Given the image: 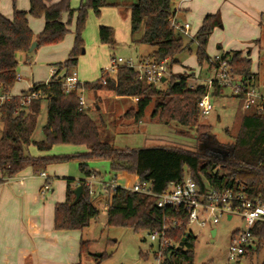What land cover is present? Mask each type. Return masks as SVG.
<instances>
[{"label":"trees","instance_id":"trees-1","mask_svg":"<svg viewBox=\"0 0 264 264\" xmlns=\"http://www.w3.org/2000/svg\"><path fill=\"white\" fill-rule=\"evenodd\" d=\"M14 3V0H13ZM107 0H80L76 8L70 0H29L28 11L13 9L12 16L0 12V91L8 92L16 82L18 51L29 53L32 41L37 46L59 42L68 32L73 13H76L73 45L49 80L35 83L31 88H41L45 97L34 98L29 105L21 104V95L31 90L11 95L0 106V172L4 178L16 175L24 167L31 165L43 169L48 163L75 159L78 161L82 177L74 182L66 178V194L62 202L55 203L53 227L56 230L81 229L91 219L100 214L93 203V195L85 184V179L99 173L88 166V161L105 159L108 161L112 179L119 183L132 184L135 180L147 181L154 192L168 188L170 182H179L186 175L198 185L201 192L208 187L236 189L239 184L250 197L258 196L264 202V110H246L240 119L234 141L228 147V156L223 158L224 147L213 139L210 125L197 123L196 102L206 92L204 83L190 86L187 72H178L175 78L167 80V86L159 89L137 79V72L131 67L117 66L114 70L95 81L83 82L84 90H103L116 96L137 97V108H130L125 115L139 121L145 107L153 101L151 116L164 120H174L188 125L196 131L198 141L203 142L200 151H186L171 146L143 148H118L107 138L101 137L98 123L86 112L78 110L77 91L66 94L60 79L75 69L83 48L81 32L85 26L88 10L100 14L104 6L113 5ZM66 13L64 21L62 15ZM43 17L44 26L33 33L28 25L27 15ZM174 16L172 0H135L129 6L130 35L143 29L139 42L150 45L149 54L155 63L165 61L167 68L178 62L176 56L187 43H183L178 31L170 24ZM219 12L206 14L195 32L197 43L196 60L201 64L208 58L206 43L213 28L219 25ZM98 39L108 47L113 46L112 28L98 26ZM192 40V39H191ZM228 59L233 72L238 77L254 78L251 60L234 50L221 54ZM221 87H213V95L220 94ZM240 99V96H236ZM45 109L44 122L40 125L41 138L35 139L39 115ZM212 140V145L207 142ZM55 144L83 145L86 151L71 155L32 156L27 148L33 145L38 151L48 152ZM1 181V180H0ZM81 186V193L74 199L72 188ZM106 204V224L126 226L135 232L160 229L172 220L177 226L169 229L166 237L178 243L187 230V211L181 207L159 208L152 195L133 192L116 186L103 191ZM190 232V231H189ZM256 238V247L264 243V222H257L251 229ZM88 241L80 242V252L87 249ZM194 235L190 232L182 248L176 245L164 251L161 264H192L194 261ZM252 250L248 248L245 252ZM74 264H81L78 260ZM264 264V263H263Z\"/></svg>","mask_w":264,"mask_h":264},{"label":"rangeland","instance_id":"rangeland-1","mask_svg":"<svg viewBox=\"0 0 264 264\" xmlns=\"http://www.w3.org/2000/svg\"><path fill=\"white\" fill-rule=\"evenodd\" d=\"M11 1L13 0H0V3L7 9L11 8ZM107 1L114 4L104 6L105 10H102L99 15H95L93 11L88 10L85 26L81 32L84 53L78 57L75 67L76 72L80 75L78 78L80 81L91 82L101 76L103 68H100L98 65L103 64L104 56H102L98 49V25L108 23V25H112L113 30L118 25L122 29L123 26L121 24L127 14L128 7L131 3L135 2V0ZM186 1L172 0V7L178 2L182 4L183 2L186 3ZM188 1L193 10L210 7L208 4L209 2L211 4V0ZM79 2L80 0H70V6H78ZM225 5L221 6V8L217 7L214 10L219 9L221 15L220 24L224 25V28L238 27V23L242 21L245 32L247 33L249 30L251 33L250 27L253 28L255 24L259 25L258 30L260 33L257 34L258 40L252 41V44H255V48L251 56L250 68L256 72L255 87L260 95L264 97V12L258 13L255 16L252 8L239 5V13L237 15L233 5L230 6L227 3ZM240 17L242 18L237 19ZM176 20L181 23L188 22L190 24V32H193L198 23L194 18L186 15L185 9L178 11ZM74 25V22H70V31L65 34L66 38L72 36L73 29L75 28ZM221 27L218 29L220 34L222 31ZM116 31L118 34L121 30L116 29ZM228 33L230 34V31ZM120 34H122L120 36L122 40L115 37L116 41H114L113 46H104L106 51L105 57L109 63L111 56H121L125 59L132 58L137 62L141 55H149L151 53L153 48L150 45L141 42L130 43L129 40L124 41L123 31ZM179 35L182 37L183 43L188 44V47L177 54L176 58L178 62L173 63L170 68H167V80L175 78L176 73L187 70L184 72H189L190 74L188 78L190 86H194L200 81L206 83V80L213 75L209 58L219 51L216 50V45L221 41L223 33L217 41H211L207 45L206 54L208 58L201 64L196 60L197 43L194 39L195 32L191 34V37L182 35L181 33ZM125 36H128L127 30ZM191 38L193 39L191 40ZM34 53L35 51L31 54ZM166 86L167 81L159 84L157 88L164 89ZM84 96L87 104L90 106L87 114L98 123L99 130H102L101 137L107 138L112 143L111 137L115 133L114 135L116 136L113 143L118 148L171 146L193 152L200 151L201 149L203 142L198 141L194 128H190L188 125H181L174 120H164L158 116L152 117L153 101L145 107L140 120L135 121L132 117L125 115V113L130 108H137V97L116 96L108 91L98 89L85 90ZM210 99L214 104L213 110L204 117L197 115L196 122L210 125V134L215 141L224 146L222 148L223 158H226L228 156V147L234 141L240 119L246 110L242 108L240 99L232 95L227 89H224L220 94L211 95ZM44 116L45 109L38 116V127L34 132L35 139H39L42 136L40 125L44 122ZM212 142L210 139L207 144L212 145ZM82 148L74 144H55L50 153L53 155H65L64 153L69 154L70 152L78 153L82 151ZM27 151L30 155L38 152L33 145L28 146ZM57 163L61 164L65 169L66 177L63 178L65 182L67 177L75 179L82 177L77 160H62ZM88 166L99 173L97 178L100 181L109 183L112 180V173L109 170L107 160H89ZM51 177L56 178L53 175ZM93 188L96 194L101 192L99 195H103V187L100 188L95 183L93 184ZM94 205L100 207L96 201H94ZM203 218H205V215ZM105 220V213L101 210L96 218L91 219L87 225L81 228V240L89 242L87 249L84 252H79L78 260H80L81 264H157V259L154 257L157 242L149 239L147 231L135 232L126 226L107 225ZM244 225L243 220L237 214H234L230 219L221 215L218 217L217 222H212V218H208L203 225L195 222L190 224L187 229L194 235V261L192 264H263L264 243L257 248V240H255L251 248L252 250L247 251L246 254L234 259L228 258L231 234L235 229H243ZM212 228L216 229L214 236L211 235Z\"/></svg>","mask_w":264,"mask_h":264},{"label":"crops","instance_id":"crops-1","mask_svg":"<svg viewBox=\"0 0 264 264\" xmlns=\"http://www.w3.org/2000/svg\"><path fill=\"white\" fill-rule=\"evenodd\" d=\"M53 1L55 2L58 0ZM233 1L211 0V4L210 2L208 4L210 7H203L198 10H193L188 0L186 3L183 2L182 4L178 2L173 7L174 17L177 18L178 11L185 9L186 15L190 18H194L196 22H198L197 26L193 30V32H196L202 22L203 17L206 14L218 11L220 15L219 9L216 11L214 10L217 7L221 8V6H224L226 3L230 6L233 5L237 15L239 13V5L252 8L253 13L255 12V16H257L258 13L261 14L264 12V0ZM11 4V8L5 9L0 3V12L6 17L12 16L14 8L24 11H28L29 9V0H27V2L26 0H16L15 3L11 1ZM76 7L77 6H72V8ZM103 8L104 7L101 8L100 13L102 10H105V8ZM66 18L67 14L64 13L62 15V19L65 21ZM75 18L76 13L74 12L71 17V22H74V24ZM241 18L242 17L237 19ZM27 19L28 25L33 33L36 34L43 29V17H33L28 14ZM104 24L108 25V23ZM121 25L123 26L122 29L119 27L120 25H118L116 29L123 31V40H129L130 43H139L143 29L140 28L133 35H130L129 7ZM221 26L222 25L220 24V26L217 25L213 28L210 36L208 37L206 48L207 45L211 43V41H217L219 36H221L223 33L221 41L216 45V50H219L217 53L222 54L225 52L238 50L241 52V56H248L251 60V56L255 48V44H252V41L258 40L257 34L260 33L258 30L259 25L255 24L253 28L250 27L251 33L249 30L247 33L245 32V27L243 26L242 21L241 23H238V27L234 26L233 28H224V25L222 27ZM219 27L222 28L221 34L218 30ZM68 29L69 32V25ZM116 29L115 27L114 30L112 29L114 41H116L115 37H117V39H121L120 36L122 35L120 34V31L118 36ZM126 30L128 31V36H125ZM228 31H230V34ZM193 32L190 33L192 34ZM73 40L74 29L71 37L66 38L64 35V37L57 43L45 44L35 47L29 51V53L18 51L16 53V73L18 78L9 89V94L19 95L22 91L28 90L35 83L47 82L54 73L53 71L56 69L55 64L66 59L73 45ZM97 43H99L98 49L100 50L102 56H104V62H102L103 64L98 66L103 69L108 68L109 62L105 57L106 51L104 47L106 44L99 42V39H97ZM34 51L35 53L31 54ZM82 53H84V50L81 52V54ZM148 56V54H144L141 55L139 59L146 58ZM251 71L254 73L255 82L256 72L253 70ZM83 75H85V73H83ZM77 76L78 78L80 76L78 72ZM82 82L87 81L82 80ZM199 83L204 82L200 81ZM96 107L98 108L97 104ZM114 134L111 137L112 145H114L113 142L116 136ZM79 146L80 148L83 147L81 149L82 151L80 152L87 150L85 146ZM50 151L51 150L48 152L38 151L32 156L53 155L50 153ZM64 154L71 155L75 153L70 152L69 154ZM63 169L64 168L61 166V164L52 162L48 163L43 169H36L31 165H28L20 170L16 175L7 178H4L0 172V264H74L78 261L80 242L82 241V230H56L53 227L54 205L55 203L62 202L65 199L66 194V182L63 179L66 177V175L65 169ZM40 171H44L48 180L51 182L50 190L43 194L40 192V188L45 179L39 175ZM51 175L56 176V178L51 177ZM73 179L75 181L72 183V186L78 180L75 178ZM99 194L95 193L93 195V203L96 201L100 205V207H96L99 208L100 212L102 210L105 213L106 204L104 201V196Z\"/></svg>","mask_w":264,"mask_h":264},{"label":"built area","instance_id":"built-area-1","mask_svg":"<svg viewBox=\"0 0 264 264\" xmlns=\"http://www.w3.org/2000/svg\"><path fill=\"white\" fill-rule=\"evenodd\" d=\"M170 24L174 30L182 35L191 37L188 22H178L173 16L170 19ZM209 64L213 70V75L204 83L206 86L205 94L196 102L199 116H207L213 110L214 104L210 96L213 95L212 89L215 86L221 87L223 90L227 89L234 96H240L241 106L244 110H264V97L257 91L254 78L246 79L236 76L228 59L219 53L209 58ZM117 66L133 68L137 72V79L156 87L164 83L166 78L167 66L165 61L155 63L151 58L146 57L135 62L132 58L125 59L121 56H111L108 68H104L101 71L103 83H105L104 75L114 70ZM60 84L66 94L77 91L78 110L87 113L90 106L86 102L82 86L83 82L78 79L76 70L73 69L70 73L64 75L60 79ZM10 97L11 95L8 92L0 91V106L3 101L8 100ZM43 97H45V93L41 88H31L30 91L21 95V104L27 106L32 99ZM39 175L45 179L40 188V192L43 194L50 190L51 182L44 171H40ZM95 183L100 188L103 187L104 191L108 187L120 186L133 192L152 195L155 197V204L159 208L181 207L187 211V227L194 222L203 225L208 218H212V222H217L218 217L221 215L226 216L228 219L234 214L239 215L245 227L243 229H235L232 232L228 247L229 259L238 258L245 254L248 248H252L256 238L252 235L251 229L257 222H264V202L258 196L250 197L244 190L243 184H239L236 189L208 187L201 192L198 185L189 175H186L182 181L170 182L167 189L161 192H154L147 181L135 180L128 185L112 179L109 183H106L100 181L96 175L92 174L85 179V184L92 195L95 194L93 188ZM204 215L205 218H203ZM176 226L177 222L172 220L170 224H163L160 229L148 232L149 239L157 242L154 250L157 264H161L166 248L173 245L177 246L178 243H173L171 239L166 237L167 231Z\"/></svg>","mask_w":264,"mask_h":264},{"label":"water","instance_id":"water-1","mask_svg":"<svg viewBox=\"0 0 264 264\" xmlns=\"http://www.w3.org/2000/svg\"><path fill=\"white\" fill-rule=\"evenodd\" d=\"M37 46V42L36 41H32L28 50L31 51L33 48H35ZM83 48L81 49V52H83ZM72 192H73V195H74V199H77L78 196L80 195L81 193V186L78 184L76 185L75 187L72 188ZM216 233V229L215 228H212L211 229V235L214 236ZM190 235V232L189 231H186L185 234L182 236L181 240L178 242L177 244V248H182L183 245H184V241L188 238V236Z\"/></svg>","mask_w":264,"mask_h":264}]
</instances>
